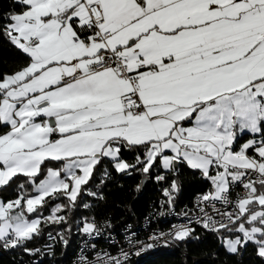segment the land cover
<instances>
[{
  "label": "snow or ice",
  "instance_id": "1",
  "mask_svg": "<svg viewBox=\"0 0 264 264\" xmlns=\"http://www.w3.org/2000/svg\"><path fill=\"white\" fill-rule=\"evenodd\" d=\"M0 36L22 57L0 72V248L38 252L42 223L103 198L98 173L172 176L171 205L188 169L203 228L264 264V0H11Z\"/></svg>",
  "mask_w": 264,
  "mask_h": 264
},
{
  "label": "trees",
  "instance_id": "2",
  "mask_svg": "<svg viewBox=\"0 0 264 264\" xmlns=\"http://www.w3.org/2000/svg\"><path fill=\"white\" fill-rule=\"evenodd\" d=\"M10 7L11 0H0V12H6ZM21 61L22 57L18 51L5 37L0 36V72L15 70ZM125 155L129 162L134 158L131 154L126 153ZM101 178V174L98 173L86 187L98 191L102 199L84 197L75 209H66L61 212L60 215L66 217V223H42L40 235L28 242L27 247L38 244L48 231L58 233L60 236L62 234L67 244L58 250L56 263L65 264L70 260L83 221L109 219L114 227H119L126 222L139 221L149 212L155 200L165 198L163 189L169 187L173 179L172 176H168L166 181L157 182L155 173L151 176L138 172L126 175L117 173L113 169H110V175L103 184H100ZM20 179L23 180L22 177ZM180 184V191L174 194V202L171 205L167 202L169 206L178 210L188 208L195 194L207 191L199 176L194 175L188 169L181 170ZM96 185H99L98 189ZM15 187L13 185V188ZM15 197L16 192L11 189L0 191V199L9 200ZM58 202L67 204L66 199L58 200ZM83 203H88L90 207L83 208ZM52 205L53 202L41 210L42 218L49 213ZM176 242L178 249L174 252H150L143 259L129 264H260L259 258L251 247L241 255L230 254L221 245L215 233L203 229L196 228L189 237L182 241L176 240ZM24 263H31V261L27 252L22 248L0 252V264Z\"/></svg>",
  "mask_w": 264,
  "mask_h": 264
},
{
  "label": "built area",
  "instance_id": "3",
  "mask_svg": "<svg viewBox=\"0 0 264 264\" xmlns=\"http://www.w3.org/2000/svg\"><path fill=\"white\" fill-rule=\"evenodd\" d=\"M201 194H195L189 207L183 210L169 206L167 197L158 198L151 205L149 212L139 221L126 222L119 227H114L109 219L90 220L95 223L98 232L88 236L80 230L70 260L65 264H103V260L97 259L98 256L103 257L104 260L109 257H119L122 264H129L143 259L150 252L176 251L178 244L169 234L174 233L178 227L208 231L203 228L200 222L202 214L197 210V202ZM81 227L82 224L80 229ZM154 236L157 239H153ZM147 244H152L154 247L136 255ZM63 246H65L64 239H61L58 233L48 231L38 244L29 247L39 251L34 255L27 253L31 263L24 264H57L58 250ZM7 250L9 249L0 248V252ZM122 252L127 253L126 259L122 256Z\"/></svg>",
  "mask_w": 264,
  "mask_h": 264
},
{
  "label": "rangeland",
  "instance_id": "4",
  "mask_svg": "<svg viewBox=\"0 0 264 264\" xmlns=\"http://www.w3.org/2000/svg\"><path fill=\"white\" fill-rule=\"evenodd\" d=\"M57 203L61 204L60 202H58V200L54 201V202H53V205L50 206V208H49V213H48L46 216H44L45 219L51 214V210H52V208H53L54 205L57 204ZM58 215H60V213H58ZM33 218H37V215H36L35 213H33L31 216H29V219H33ZM48 223L51 224V222H48Z\"/></svg>",
  "mask_w": 264,
  "mask_h": 264
},
{
  "label": "water",
  "instance_id": "5",
  "mask_svg": "<svg viewBox=\"0 0 264 264\" xmlns=\"http://www.w3.org/2000/svg\"><path fill=\"white\" fill-rule=\"evenodd\" d=\"M54 202V201H53Z\"/></svg>",
  "mask_w": 264,
  "mask_h": 264
}]
</instances>
